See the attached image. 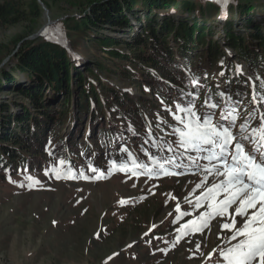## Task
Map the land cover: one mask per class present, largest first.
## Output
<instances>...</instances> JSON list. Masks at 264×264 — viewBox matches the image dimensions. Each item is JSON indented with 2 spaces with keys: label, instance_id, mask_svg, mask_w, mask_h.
Returning a JSON list of instances; mask_svg holds the SVG:
<instances>
[{
  "label": "trees",
  "instance_id": "1",
  "mask_svg": "<svg viewBox=\"0 0 264 264\" xmlns=\"http://www.w3.org/2000/svg\"><path fill=\"white\" fill-rule=\"evenodd\" d=\"M43 4L49 8L47 0H31L28 4L24 0H0L1 25L30 24L11 43L15 47L10 51L11 68L0 69V91L9 83L28 100L19 113L0 102V168L38 165L49 140L50 150L72 164L83 156L98 155L102 146L112 148L117 144L121 150L130 136L138 138L148 129L144 99L127 88L103 82L100 71L111 69L109 63L86 53L79 38L124 62L114 65V70L132 82L141 81L160 97L165 93L186 94L184 88L198 92L206 86L208 96L215 100L220 98L219 92H224L252 106V83L237 71L235 60L248 66L257 84L256 92L264 91L259 87L264 80V0H241L227 7L223 38L233 53L214 37L212 27L221 24L217 16L222 6L213 0H87L77 14L62 20L67 43L44 37L26 39L39 31ZM257 17L263 19L258 21ZM135 20L141 24L136 26ZM114 28L130 30L132 37L105 31ZM82 58L83 66L79 62ZM15 70L31 77L33 83L24 85L15 77ZM218 71L224 73L222 90L208 81V75ZM193 80L197 81L195 85ZM50 92L56 96L53 98ZM84 115L89 119L85 128L88 134L84 136L81 126V144L77 146L75 135L81 125L77 120ZM148 133L143 134L141 142L154 141V135L149 139ZM94 137L99 144L93 145L90 139Z\"/></svg>",
  "mask_w": 264,
  "mask_h": 264
},
{
  "label": "rangeland",
  "instance_id": "2",
  "mask_svg": "<svg viewBox=\"0 0 264 264\" xmlns=\"http://www.w3.org/2000/svg\"><path fill=\"white\" fill-rule=\"evenodd\" d=\"M24 1L28 4L31 0ZM86 1L47 0L49 8L47 7V11L43 8L38 28L39 31L42 30L40 37L67 43L66 28L62 20L69 15L77 14L80 7L83 8L82 3ZM239 1L241 0H227V7ZM227 7H222L217 16V19L222 20L221 24H216L212 28L214 37L222 41V45L229 53H233L223 38V19L229 16ZM257 19L260 21L263 17ZM133 23L136 26L141 24L136 20ZM29 26V22L26 21L9 25L0 24V69L4 66L6 70L11 68L10 60L13 54L10 51L15 48L11 43L17 35L24 34ZM105 31L118 37H132L130 30L119 31L114 28ZM78 42L86 53L109 63L111 69L100 71L103 82L127 88L144 99L145 118L151 126L154 141L149 140L147 144L144 143L145 140L141 142L143 134L146 136L148 133V126V129L145 128L139 133L138 138L130 136L123 145L146 163L148 161L140 151L141 146L158 155H169L166 152L161 153L159 149L152 147V144L175 139L168 135L171 131L168 125L161 123L165 120L174 123L171 115L164 109L171 107L175 110L176 103H184L191 98L188 93L198 96L195 105L196 111L201 115L206 111L203 107L205 100L202 97L210 98L211 102L219 105L215 109L216 120L220 119L221 110L227 105L236 108L239 117L236 121L237 128L245 122L249 113L256 117L251 121V125L257 126L259 116L264 112V104L259 103V98L253 99L251 86L249 93L253 100L252 106L239 102V98L234 99L227 94L215 100L208 96L206 86H202L201 89L204 90L198 92H193L192 88H184L186 94L165 93L164 97H160L143 86L141 81L132 82L114 70V65L124 62L108 57L106 51L96 45L93 47L91 42L80 38ZM120 48L126 50L125 46ZM83 59L79 61L81 66L85 65ZM5 61L7 62L4 63ZM126 64L132 65L129 62ZM133 66L138 71H143L139 70L138 66ZM182 66L188 67L186 63ZM234 66L236 69L239 68L237 71L246 79L254 82L252 73L243 61L235 60ZM16 76L24 85L33 83L31 77H27L19 70H15ZM208 81L222 90L221 71L208 75ZM98 87L102 96H105L102 88ZM50 95L54 98L56 93L50 92ZM228 97H231V100H228ZM0 102L9 104L10 111L17 113L21 112L23 104H28V100L9 83L0 91ZM72 107L74 110V106ZM77 122L81 124L77 126L78 133L75 135L79 146L82 135L80 130L83 127L84 136L88 134L85 128L89 119L84 115L82 120ZM63 132L66 130H62ZM90 140L93 145L99 144L96 137ZM248 147L250 146H246V150ZM50 148L51 140L44 144L42 149L45 156H42L38 165L34 167L18 166L13 170L0 168V264H217L219 258L217 246L225 247L226 244L223 237L218 239L214 234L215 220L210 222L209 228L205 229L203 234L196 232L181 236L179 231L183 224L188 220L197 219V213L204 211L203 208H193L184 202V198L187 197L195 203V198L200 192L194 185L199 182L200 176L191 174L189 169H184L183 175L153 179L145 176L137 178L115 169L109 175V161L119 163L122 158L126 159L117 144L112 148L102 146L98 149V155L83 156L72 164L53 153ZM80 153L83 155L82 151ZM60 160H64L65 165H60ZM89 162L103 171L106 178H79L80 172L88 177L95 175L89 170ZM69 165L78 178L56 179L51 169L55 167L63 175ZM27 176L34 177L40 183L29 188ZM21 184L24 187H21ZM177 204L182 211L186 210L191 215L178 218L179 214L175 212Z\"/></svg>",
  "mask_w": 264,
  "mask_h": 264
},
{
  "label": "snow or ice",
  "instance_id": "3",
  "mask_svg": "<svg viewBox=\"0 0 264 264\" xmlns=\"http://www.w3.org/2000/svg\"><path fill=\"white\" fill-rule=\"evenodd\" d=\"M216 2L227 7V0ZM192 83L195 85L197 81L193 80ZM251 87L253 99L259 98V103L264 104V91L256 92L255 82H252ZM259 87L264 90V80ZM187 95L191 98L184 103H176L175 110L171 107L164 109L171 115L174 123L166 120L161 123L168 125L171 129L168 135L175 139L152 144L161 153L169 155H158L141 146L140 151L148 161L146 163L127 147H123L120 151L126 154V159L122 158L119 163L109 161L108 174L115 169L137 178L145 176L153 179L183 175V170L189 169L191 174L201 177L194 185L200 194L196 196L195 203L187 197L184 202L193 208H203L204 211L197 213V219L188 220L181 226V236L196 232L203 234L210 222L215 220L214 234L218 239L223 237L226 244L225 247L217 246V264H264V112L260 114L257 126L251 125L256 117L249 113L245 122L237 128L236 121L239 117L236 108L227 105L221 110L220 119L216 120L215 109L219 105L211 102L210 98L206 99L203 105L206 111L201 115L196 111L195 105L198 96L194 93ZM218 95L223 98L226 94L219 92ZM151 135L149 126V139ZM144 143H149V140ZM246 146L250 147L246 150ZM65 163L64 160L59 161L60 165ZM177 169L181 171H176ZM89 170L95 173L93 177L80 172L79 178H106L105 173L95 168L91 162ZM51 171L58 180L78 178L70 165L63 175L55 167ZM47 174L46 172L45 175ZM26 179L29 181V188L40 183L32 176H27ZM9 180L12 182L10 177ZM20 186L24 187L23 184ZM175 212L179 214L178 218L191 215L186 210L182 211L179 204Z\"/></svg>",
  "mask_w": 264,
  "mask_h": 264
},
{
  "label": "water",
  "instance_id": "4",
  "mask_svg": "<svg viewBox=\"0 0 264 264\" xmlns=\"http://www.w3.org/2000/svg\"><path fill=\"white\" fill-rule=\"evenodd\" d=\"M43 8L47 11L48 9H47V7H46V5H44L43 4ZM41 32H42V30H40V31H38L37 33H34L33 35H30L29 37H27L26 39H32V38H37V37H40V35H41ZM7 61H5L4 63H6Z\"/></svg>",
  "mask_w": 264,
  "mask_h": 264
}]
</instances>
